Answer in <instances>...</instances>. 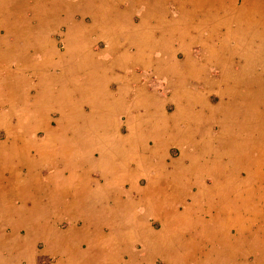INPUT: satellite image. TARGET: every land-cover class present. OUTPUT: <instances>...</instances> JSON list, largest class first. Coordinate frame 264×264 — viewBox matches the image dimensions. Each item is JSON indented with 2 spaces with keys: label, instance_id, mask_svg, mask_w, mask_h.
I'll return each instance as SVG.
<instances>
[{
  "label": "rangeland",
  "instance_id": "obj_1",
  "mask_svg": "<svg viewBox=\"0 0 264 264\" xmlns=\"http://www.w3.org/2000/svg\"><path fill=\"white\" fill-rule=\"evenodd\" d=\"M187 1L195 7L196 21L186 35L194 34L203 44L220 48L194 46L182 53L176 63L178 73L185 75L176 87L201 93L204 85L191 74L213 79V92L205 103L215 108L209 123L214 126L208 130L216 137L214 144L206 140L198 148L182 140L154 159L161 165L165 162V172L174 171L163 178V188L150 192L146 224L156 233L146 238V245L142 238L126 243V229L124 236L118 233L121 237L116 238L118 222L99 220L108 218L109 209L117 213L114 206L122 199L138 204L147 175L141 171L140 177L129 178L132 156L118 144L114 157L102 158L113 163L106 178L93 172L91 158L81 156L66 160L69 176H64L63 152L73 150L64 135L69 137L72 130L53 119L44 126L31 122L32 106L40 103L37 93L48 89L46 76L40 80L35 74L38 63L45 65V61L40 57L37 61L32 54L38 51L40 56L47 48L17 43L4 48L5 60L0 64V264H65L71 255L62 250L69 244L60 243L61 252L54 253L47 230L68 241L72 236L82 251L97 241L103 250L100 264H138L133 261L137 256L151 264H195L198 260L199 264H264V0ZM210 26L217 31L214 37H209ZM54 50L60 55L64 47ZM140 73L150 92L167 99L172 84L168 87L152 70ZM53 83V89H59L60 82ZM179 100L188 111L195 106L189 95ZM181 103H170L168 113L173 114ZM189 119L176 117L174 123L186 128ZM149 146L153 148L150 141ZM94 155L96 161L102 154ZM79 167L92 171L86 175L91 182H105L107 195L98 196L81 184L71 192L70 200H62L58 186L77 183L75 169ZM133 186L134 191L130 190ZM109 195L114 200H106ZM66 213L85 217L86 222L56 219ZM153 217L164 219L163 224ZM242 228H247L245 234L240 233ZM100 233L101 241L95 237ZM16 237L21 240L18 246L12 244ZM115 248H123L122 253H112Z\"/></svg>",
  "mask_w": 264,
  "mask_h": 264
},
{
  "label": "crops",
  "instance_id": "obj_2",
  "mask_svg": "<svg viewBox=\"0 0 264 264\" xmlns=\"http://www.w3.org/2000/svg\"><path fill=\"white\" fill-rule=\"evenodd\" d=\"M172 7L175 12H172ZM194 8L187 0H0V64L5 60L3 51L9 44L30 45L41 50L47 48L40 56L38 51L32 54L37 61L39 57L45 61V65L38 63L35 74L40 80L46 76L48 89L46 93H37L36 100L40 99V103H33L31 122L34 126H44L50 125L53 119L59 126L72 130L69 137L64 135L73 150L63 152L62 174L69 176L66 160L81 156L91 158L92 168H95L93 172L98 171L106 178L105 173L113 170V163L111 159L106 162L102 158L107 155L114 157L113 151L121 144L127 156H132L129 178L140 177L141 171L147 175V186L139 192L138 204L132 199H122L120 205L114 206L118 214H111L109 209L108 218L99 220L118 222L116 238L119 239L121 235L118 233L122 234L126 229V243L142 238L146 245V238L156 233L146 224V216H150L147 209L151 203L150 192L163 188V178L174 169L165 172V162L161 161V165L154 159L160 158L169 146L182 140L196 147L206 140L214 144L216 136L212 131L209 133L208 127L214 126L209 123L215 117V108L205 103L206 97L213 92V79L191 74L204 85L201 93L198 89L176 87L185 75L178 73L179 63H176L180 62L178 58L182 53L191 52L194 46L220 48L216 44H203L194 34L186 35L196 21ZM211 26L207 31L210 32L209 37H214L217 31L213 32ZM59 45L64 47V51L55 55L54 48ZM144 70H152L168 87L173 85L167 99L148 90L146 77L140 73ZM55 80L60 82L57 90L53 89ZM181 95L195 99V106L190 111L179 100ZM175 102L181 105L169 114L167 108ZM187 116L190 117V123L186 124L189 127L181 128L174 123L176 117L186 120ZM149 141L153 148L149 146ZM96 152L102 155L95 161L92 158ZM72 163L79 164L74 160ZM79 168L75 169L77 183L58 186L62 200H70L71 192L81 188V184L98 196L107 195L109 191L103 187L105 182H91L87 176L92 171ZM130 190L134 191V186ZM105 199L114 200L110 195ZM64 216L56 219L86 222L85 217L72 213ZM154 220L161 224L164 222L159 217ZM97 221L95 219L94 222ZM143 224L145 231L141 236ZM246 231L247 228H242L240 233L245 234ZM53 234L49 230L46 232L54 253L61 252L60 243L69 244L62 250L63 254L71 255L66 258L65 264L103 263V250L97 241L82 251L77 249L72 236L68 241L61 235ZM95 237L101 241L102 235L100 233ZM12 244L20 245V238H14ZM122 250L115 248L112 253L118 255ZM133 261L143 264L144 260L137 256ZM199 263L200 260L195 262ZM108 264L111 263L108 261Z\"/></svg>",
  "mask_w": 264,
  "mask_h": 264
},
{
  "label": "bare ground",
  "instance_id": "obj_3",
  "mask_svg": "<svg viewBox=\"0 0 264 264\" xmlns=\"http://www.w3.org/2000/svg\"><path fill=\"white\" fill-rule=\"evenodd\" d=\"M264 67V66H263ZM253 75V74H252Z\"/></svg>",
  "mask_w": 264,
  "mask_h": 264
}]
</instances>
